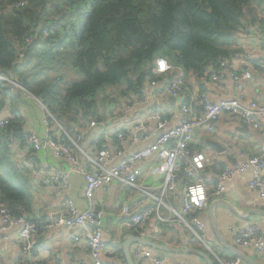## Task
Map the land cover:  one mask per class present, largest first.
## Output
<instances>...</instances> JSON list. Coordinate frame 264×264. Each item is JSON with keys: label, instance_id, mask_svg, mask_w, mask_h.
<instances>
[{"label": "trees", "instance_id": "trees-1", "mask_svg": "<svg viewBox=\"0 0 264 264\" xmlns=\"http://www.w3.org/2000/svg\"><path fill=\"white\" fill-rule=\"evenodd\" d=\"M263 2L0 0V70L75 135V126L85 130L92 122L100 124L113 115V108L141 99L147 83L159 80L154 74L158 59L199 81L208 80L221 62L242 54L238 34L249 19L257 20L256 5ZM253 64L258 67L257 61ZM119 88L116 98L107 95L108 89ZM15 89L19 94L13 96ZM21 93L0 81V109L13 106L10 125L0 128V204L14 214L33 210L26 180L30 170L11 153L7 141L12 133L21 140V152L30 150L24 143L25 120L15 108ZM53 120L49 118L50 126H55ZM55 128L50 135L71 146ZM99 140L104 143L103 136ZM179 176L185 178L184 172Z\"/></svg>", "mask_w": 264, "mask_h": 264}, {"label": "crops", "instance_id": "crops-1", "mask_svg": "<svg viewBox=\"0 0 264 264\" xmlns=\"http://www.w3.org/2000/svg\"><path fill=\"white\" fill-rule=\"evenodd\" d=\"M256 7L258 8L255 15L257 20L250 22L251 19H249L250 21L246 22V29L238 34V46L242 54L233 60L232 66L238 73L250 71L253 75L245 84L244 99L247 102L253 101L264 105V70L253 64L254 61L258 62L257 59L249 61L243 57L244 53L255 50L259 58L260 49L264 44V2L261 7L257 5ZM18 92L16 89L13 90V96L18 95ZM21 92L19 105L15 108H18L25 120L26 132H34L41 138H46L56 129V122L52 119L55 126H50V117L41 103L27 97V91V94L22 90ZM204 93L217 102L221 99L236 97L239 91L229 77L215 83L210 79L199 81L194 75L186 74L182 95L187 103H200L201 94ZM149 94L152 97L148 103L142 102L143 94L141 99L135 100L133 104L127 105L123 102L124 115H110L98 127L87 125L85 131H82L86 133L83 140L84 151L90 155H96L100 146L97 140L100 136H103L104 140L113 139V147L116 148V133L122 126L138 118L146 119L149 114L158 110L163 111L170 119V126L178 125L180 116L176 112V101L171 100L172 97L164 92L161 83L159 88H151ZM116 108L112 111L114 112ZM12 109L13 106L10 104V108H4L3 111L12 114ZM195 110L200 115L203 113V106L197 105ZM240 122L241 120L225 114L219 120L210 123L211 131L206 127L195 131L193 151L205 152L215 159V162L202 173V179L208 188L210 206L206 210L195 211L192 214L205 223L204 241L197 239L177 216L182 209L184 188L190 182V178L187 175L185 178L179 176L176 184L165 190L164 178L160 174V160L158 156H155L135 168V172L139 173L137 188H129L114 182L96 191L93 196L94 206L102 211L104 216L102 251L104 264H128L125 244L137 237L168 247L203 251L211 256L215 264L237 260L241 264H248L238 257L234 250L245 255L254 264H264V255L252 246H239L233 232L236 228L257 223L264 241V216L251 215L256 213L255 211L264 212V199L249 188L251 175L248 173L237 176L229 184L225 194L217 195L216 193L218 176L223 167L229 162H239L255 155L264 142L263 122L260 123L259 129L249 126L247 132L239 131ZM102 126H104L103 133L100 128ZM75 131V135L79 134L81 131L79 126H75ZM140 131L143 132L139 134ZM148 136L150 132L147 130L136 131L125 143L124 155H130L148 146L152 142L151 139H147ZM208 141L221 144L225 150L223 152L213 150L208 145ZM110 144L112 146V142ZM29 151L24 152L22 158H17L19 163L21 162L30 170L26 180L30 179L33 210L27 215L41 228L40 238L31 257L26 260L23 259L20 228L15 227L9 230L0 246V264H36L37 262L95 264L90 256L87 241L79 234L78 227H68L63 223L67 217L69 199H73L80 210H85L88 206V201L83 196L85 185L83 177L73 173L70 191L65 193L60 187L47 183L43 171L51 167L70 170L71 167L58 159L51 149L34 151L31 155H27ZM148 208L154 209V215L144 223L143 227L136 229L127 225L132 215ZM137 246L133 245L130 248L133 263L153 264L148 259L136 256ZM150 250L159 257L160 252ZM220 254L225 257V262L222 261ZM164 255L165 259L162 260L164 264H208L196 254L165 253Z\"/></svg>", "mask_w": 264, "mask_h": 264}, {"label": "built area", "instance_id": "built-area-1", "mask_svg": "<svg viewBox=\"0 0 264 264\" xmlns=\"http://www.w3.org/2000/svg\"><path fill=\"white\" fill-rule=\"evenodd\" d=\"M23 5L21 3L18 6ZM44 35L48 36V32L45 31ZM35 39V36L30 37L28 42L32 43ZM260 52L259 58L255 50L244 53L243 57L249 61L257 59L258 67L264 70V44ZM23 58L24 53H21L20 59ZM232 64L233 62L228 61L221 62L217 70L210 71L209 79L216 83L229 77L239 91L236 97L215 102L204 93L201 94L200 103L193 102L189 104L182 95L186 73L182 69L171 65L167 60L158 59L154 74L159 80H152L147 83L143 91L144 99L142 102L148 103L152 97L149 94L150 89L159 88L161 83L164 92L176 101V112L180 116V123L176 126H170V119L165 116L163 111L158 110L149 114L146 119L138 118L122 126L116 133V148L113 147V139H106L104 143H100L98 139L97 143L100 146L96 155L82 152L78 144L72 140H70L71 146H69L67 142L55 140L50 133L46 138H41L37 133L26 132L24 143L27 147L35 152L51 149L58 159L63 160L71 167L70 170L55 167L44 170L43 175L46 176L47 183L58 186L65 193H68L71 188L73 173L83 177L85 183L83 196L87 199L88 206L85 210H80L74 200L69 199L67 201V217L63 220V223L68 227H78L79 234L87 241L90 256L95 264H104L102 259L104 216L103 212L94 206L93 196L95 192L114 182L129 188H137L139 173L135 172V168L155 156H158L160 160V174L164 178L165 190L176 184L180 171H183L190 178V182L185 185L183 206L177 216L197 239L204 241L205 223L192 214L195 211L206 210L210 206L208 188L202 179V173L215 162V159L205 152L193 151L196 129L206 127L211 131L212 126L210 123L219 120L225 114L246 122L254 129H259L260 123H264V105L253 101L247 102L244 99L245 84L252 78V73L250 71L238 73ZM176 71L178 72L176 73ZM0 81L7 82L20 89L19 84L6 77L1 70ZM21 89L26 93L25 89L22 87ZM27 97L35 99L29 93ZM197 105L203 106V113L200 115L195 110ZM42 106L48 116L53 119L46 107ZM12 119L13 114L0 109V128L6 129ZM56 124L63 131L61 126L58 123ZM91 126L98 127L100 125L92 122ZM100 128H102L101 132L103 133L104 126ZM139 130L149 131L150 136L147 139H151L152 142L141 150L127 156L124 155L125 143ZM63 133L65 137L68 136L64 131ZM7 141L11 153L18 158H22L23 152L19 150L21 140L11 133L7 137ZM110 142H112V146ZM248 173L251 175L249 188L264 199V142L255 155L239 162H229L223 167L218 176L217 195L225 194L229 184L237 176ZM153 215V208L145 209L132 215L127 225L140 229ZM15 227L20 228L19 235L22 241L23 259L27 260L38 244L41 228L25 212L14 214L8 207L0 204V246L6 239L8 231ZM233 232L239 246H252L264 255V241L257 223L247 224L244 228H236ZM135 254L137 257L150 260L153 264H164L150 249L141 245L137 246ZM36 264L41 263L37 262ZM224 264H241V262L237 260L235 262H225Z\"/></svg>", "mask_w": 264, "mask_h": 264}, {"label": "water", "instance_id": "water-1", "mask_svg": "<svg viewBox=\"0 0 264 264\" xmlns=\"http://www.w3.org/2000/svg\"><path fill=\"white\" fill-rule=\"evenodd\" d=\"M171 100H175V99L172 98ZM240 125H241L240 128H239L240 132L249 131V125L246 122L241 121ZM142 132L143 131H140L139 134L142 133ZM208 145L213 150H215L217 152H223L225 150V148L221 144L213 142V141H208ZM255 212L256 213H251V215L260 214V215L264 216V212H261V211H255ZM133 245L145 246V247H148L150 249H153V250H156V251L160 252L159 258L161 260L165 259V255H164L165 253L196 254V255H199V257H201L205 261H207L208 264H215L214 261L212 260L211 256L208 255L207 253L203 252V251L189 250V249H178V248L168 247V246H165V245H161V244L149 241V240L141 238V237H137V238H135V239H133V240H131V241H129V242H127L125 244V253H126L128 264H134L133 263V257H132L131 251H130V248ZM234 251H235V253H236V255L238 257H240L243 260H245L248 264H254L252 261L248 260V258L245 255L239 253L236 250H234ZM220 256H221L222 261L225 262L226 259L223 256V254H220Z\"/></svg>", "mask_w": 264, "mask_h": 264}, {"label": "rangeland", "instance_id": "rangeland-1", "mask_svg": "<svg viewBox=\"0 0 264 264\" xmlns=\"http://www.w3.org/2000/svg\"><path fill=\"white\" fill-rule=\"evenodd\" d=\"M9 84V83H8ZM9 86L13 89V88H17L13 85H10ZM20 89H21V85H19ZM23 88V87H22ZM24 89V88H23ZM22 90V89H21ZM114 92H109L110 89H108V92H107V95L110 97V98H116L117 97V93L121 92V89H113ZM24 91V90H22ZM25 93V92H24ZM27 94V93H25ZM28 95V94H27ZM33 100V99H31ZM35 101V100H34ZM116 111V112H115ZM115 111L113 112V115L114 116H120V115H124V112H125V108L122 106H117V108L115 109ZM92 127V126H91ZM61 128L63 129V131L68 135L67 138H69V140H72L74 143L78 144V146L80 147L81 151L82 152H85L84 151V147H83V140H84V137L86 136V133L85 132H82V131H85V130H82L80 129L81 131H79V134L77 135H70L67 133L66 129L64 127L61 126Z\"/></svg>", "mask_w": 264, "mask_h": 264}]
</instances>
